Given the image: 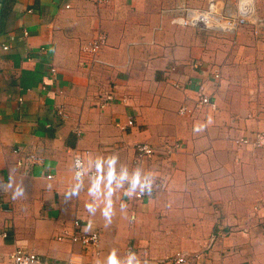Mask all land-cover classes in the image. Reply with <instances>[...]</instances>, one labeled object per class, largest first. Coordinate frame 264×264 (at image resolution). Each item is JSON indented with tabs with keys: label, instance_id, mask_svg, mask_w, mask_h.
<instances>
[{
	"label": "crops",
	"instance_id": "crops-1",
	"mask_svg": "<svg viewBox=\"0 0 264 264\" xmlns=\"http://www.w3.org/2000/svg\"><path fill=\"white\" fill-rule=\"evenodd\" d=\"M104 1L0 0V264L16 249L46 264H108L113 251L119 264H264V146L251 144L264 134V27L220 34L162 14L206 0ZM99 35L106 65L91 66L83 49ZM200 86L214 108L196 107ZM174 144L135 164L136 145ZM73 154L97 175L77 181ZM75 219L96 248L70 241Z\"/></svg>",
	"mask_w": 264,
	"mask_h": 264
},
{
	"label": "built area",
	"instance_id": "built-area-1",
	"mask_svg": "<svg viewBox=\"0 0 264 264\" xmlns=\"http://www.w3.org/2000/svg\"><path fill=\"white\" fill-rule=\"evenodd\" d=\"M98 3L104 4V0H97ZM169 14L170 23L174 26L181 28H193V29H204L207 31H212L220 34H233L238 29L244 26L254 27V31L257 33L260 28L264 27V21L258 17L255 0H235L234 3H230L227 0H206V5L202 8H192L184 3L175 5L173 8L162 11L163 15ZM258 30V31H257ZM105 45V37L99 35L94 39L89 45L84 48V53L89 54V65H106L99 59V53ZM4 49H6L4 47ZM50 73L55 74V69L51 68ZM113 98L112 95L105 97L104 102H109ZM204 106H210L214 108V104L211 102L210 98L204 94L202 86L199 88L197 108ZM189 111L185 107L179 109V114L183 115ZM57 115L62 118L64 115L62 109L57 110ZM133 120L129 119L127 121L126 127H132ZM124 129V128H122ZM79 134V132H78ZM251 143L255 147L264 146V134H256L254 141ZM239 144H250L247 139H239L237 141ZM178 148V144L172 146H166L163 149L156 150L153 147L147 145H136L135 150L137 158L135 164L144 158H151L156 155L170 157L174 153L175 149ZM30 160L34 161L32 157ZM72 168L74 178L79 181L83 178L94 177L97 175L96 172H87L84 167V161L78 154H73L72 157ZM50 178V177H48ZM141 194H137L136 198L140 199ZM0 205V210H2ZM82 231L81 221L75 219L73 223V232L69 236L72 243H79L83 247H93L96 248L99 241V235L97 232H89L84 234ZM67 234L58 236L57 240L65 239ZM6 235L0 234V237L4 238ZM11 264H46L41 260V257L34 253H26L22 249H16L10 255ZM77 257L75 254H71L66 261V264H76ZM198 258V256H191L188 253H180L167 259L165 264H187L190 259Z\"/></svg>",
	"mask_w": 264,
	"mask_h": 264
},
{
	"label": "clouds",
	"instance_id": "clouds-1",
	"mask_svg": "<svg viewBox=\"0 0 264 264\" xmlns=\"http://www.w3.org/2000/svg\"><path fill=\"white\" fill-rule=\"evenodd\" d=\"M99 167H100V166L97 165V168H98V169H99ZM112 177H113V171L110 170L109 173H108V179H109V181H111ZM137 182H138V180H137ZM98 184H99V179L97 180V183L93 186V188L90 189V193L93 192V191H95V188L98 187ZM78 190H79L78 187L75 188V189H72V191H71L68 195H76V194L78 193ZM19 191L22 192V189L19 190ZM125 194H126V195H131L130 192H129V193H125ZM14 195H15V194H14ZM86 207H87L90 211L92 210V205L87 204ZM104 215L107 217V216L110 215V212H109L108 210H105ZM89 227H90V225H89ZM86 230H87V229H86ZM108 264H119V262H118V260H117V258H116L115 251H113V252L109 255V258H108ZM129 264H131V262H129Z\"/></svg>",
	"mask_w": 264,
	"mask_h": 264
},
{
	"label": "rangeland",
	"instance_id": "rangeland-1",
	"mask_svg": "<svg viewBox=\"0 0 264 264\" xmlns=\"http://www.w3.org/2000/svg\"><path fill=\"white\" fill-rule=\"evenodd\" d=\"M233 3L235 0H232ZM261 3H259V1L255 0V8H256V12L259 18H261L262 21H264V0H260ZM259 41H261L262 44H264V35L262 34L260 37H258ZM142 195V194H141ZM180 254V253H179Z\"/></svg>",
	"mask_w": 264,
	"mask_h": 264
}]
</instances>
